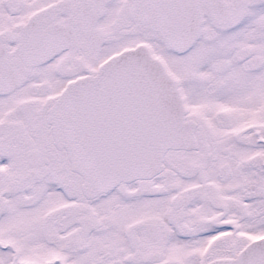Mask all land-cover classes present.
<instances>
[{"label": "snow or ice", "instance_id": "6c2138e0", "mask_svg": "<svg viewBox=\"0 0 264 264\" xmlns=\"http://www.w3.org/2000/svg\"><path fill=\"white\" fill-rule=\"evenodd\" d=\"M0 264H264V0H0Z\"/></svg>", "mask_w": 264, "mask_h": 264}]
</instances>
